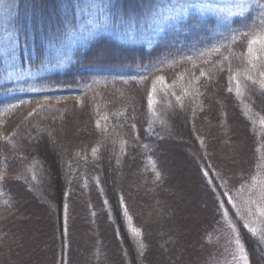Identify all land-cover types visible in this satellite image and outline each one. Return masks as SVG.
<instances>
[{
  "label": "trees",
  "instance_id": "obj_1",
  "mask_svg": "<svg viewBox=\"0 0 264 264\" xmlns=\"http://www.w3.org/2000/svg\"><path fill=\"white\" fill-rule=\"evenodd\" d=\"M173 1L9 0L41 73L0 84V264H264V16L145 43Z\"/></svg>",
  "mask_w": 264,
  "mask_h": 264
},
{
  "label": "rangeland",
  "instance_id": "obj_2",
  "mask_svg": "<svg viewBox=\"0 0 264 264\" xmlns=\"http://www.w3.org/2000/svg\"><path fill=\"white\" fill-rule=\"evenodd\" d=\"M238 2L239 0H174L172 5L165 10L159 21H157L153 25L149 24L147 26H144L141 35L142 37H144L145 35L150 33V38H147L145 39L146 41H144L145 43L150 44L167 28H170L172 25H174L176 20L181 19L185 12H187L188 14L195 13L190 11V6L192 4H196L197 7L201 9L205 8V6L211 7L214 10L213 13L209 14L205 12L202 15L216 18L221 27H226L233 19L239 18V16H231L227 19H223V17L227 15L228 10H231L234 13L239 11V9L235 7V4H237ZM8 4L9 0H0V53L4 57L6 66L5 76L0 81V84L12 83L11 89L13 91H26V89H32L36 76H38L41 72H34L29 70L28 68H23L20 64L17 41L12 32L6 26L8 24V14L7 17H5V14L7 13ZM90 8V10L88 9V22L90 23L91 20L94 21L93 18H96V22L93 23L94 29L91 27L92 29L90 31L94 32L96 29H99V27L104 30L107 29L108 24L106 23V21L103 18L98 17L102 12L96 10L94 4L93 6H90ZM218 9H223L224 11H217ZM100 17H102V15ZM121 40L136 41V38L134 33L130 32L127 35H123L121 37ZM74 42L75 40L70 39V41L67 43V47L71 48L74 45ZM69 53L70 51L68 50L67 54ZM64 59L60 62L58 60L54 67H62L65 62ZM262 224L264 225V222H262ZM259 231L264 235V228Z\"/></svg>",
  "mask_w": 264,
  "mask_h": 264
},
{
  "label": "snow or ice",
  "instance_id": "obj_3",
  "mask_svg": "<svg viewBox=\"0 0 264 264\" xmlns=\"http://www.w3.org/2000/svg\"><path fill=\"white\" fill-rule=\"evenodd\" d=\"M235 7L239 9L238 12H232L231 10L227 11V15L223 17V19H227L228 17L231 16H239V17H244L246 13H249L251 10L254 8H259L260 10V15L264 16V0H239L237 4H235ZM190 11L195 12L197 15H202L205 12L211 14L213 13V9L211 7L205 6V8L201 9L198 8L196 4H192L190 6ZM217 11H224L223 9H218ZM188 15L187 12L183 14L181 18H186ZM240 35H248V33H240ZM259 44L261 47V50H264V31L261 33H257L253 36V38L249 41L248 44V52L252 53L253 51V45ZM251 63V61H249ZM203 75V73H201ZM261 76H264V72L261 73ZM248 79H251V77H248ZM261 87L264 88V81L261 82ZM261 215H264V210L261 211ZM253 233H255V230H252ZM237 245H239V249L241 253H243L244 249L243 246L240 245L239 240L236 241ZM241 259L245 261V264H247V257L246 256H241Z\"/></svg>",
  "mask_w": 264,
  "mask_h": 264
}]
</instances>
